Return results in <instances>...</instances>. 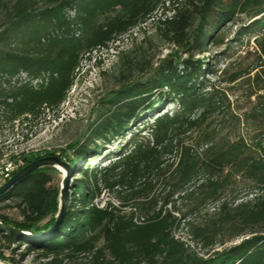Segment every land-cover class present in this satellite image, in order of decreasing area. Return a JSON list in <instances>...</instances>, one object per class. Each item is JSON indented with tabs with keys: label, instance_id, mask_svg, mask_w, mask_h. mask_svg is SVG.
Masks as SVG:
<instances>
[{
	"label": "trees",
	"instance_id": "1",
	"mask_svg": "<svg viewBox=\"0 0 264 264\" xmlns=\"http://www.w3.org/2000/svg\"><path fill=\"white\" fill-rule=\"evenodd\" d=\"M164 2L0 0V120L24 122L57 110L82 60L146 22ZM169 12L158 19L157 35L186 56L168 53L153 67L141 46L119 52L123 87L91 139L123 142L105 153L70 145L73 157L64 159L81 177L72 178L58 227L41 236L0 232L5 241L24 242L27 251L55 261L89 254V264H264V112L258 134L230 139L224 128L238 115L207 78L219 71L193 58L209 44L221 46L220 29L243 14L250 20L243 32L254 34L257 54L249 78L264 83V0H169L163 14ZM35 79L41 82L33 85ZM239 79L243 74L234 73L225 81ZM263 86L254 90L257 97ZM10 159L19 169L33 161L25 153ZM48 168L0 195V202L15 199L22 215L12 221L0 214V222L35 233L54 225L61 196ZM241 187L250 197L239 199ZM103 190L110 197L100 208L94 200ZM181 227L206 251L239 241L203 258L176 237Z\"/></svg>",
	"mask_w": 264,
	"mask_h": 264
},
{
	"label": "rangeland",
	"instance_id": "2",
	"mask_svg": "<svg viewBox=\"0 0 264 264\" xmlns=\"http://www.w3.org/2000/svg\"><path fill=\"white\" fill-rule=\"evenodd\" d=\"M168 1L165 0L164 6H161L146 22L133 28L107 48L93 51L88 58L82 60L76 72L74 85L69 90L65 102L57 110H45L39 118L24 122L15 121L9 124L3 119L0 120V149L3 153L0 161V185L11 177L12 172L23 168L19 169L20 162L10 159L12 155L17 157L20 153H25L28 159L33 161L41 157L56 156L60 161L69 165L64 157L67 155L73 157L70 147L73 143L87 144L88 148L97 147L100 150H105L103 152L105 153L108 150L116 149L118 142H123L124 138L112 139L109 142L91 139L93 127L105 117L110 116L109 111L113 107V102L123 87L119 77V52L141 46L145 51V57L152 60L153 67L158 59L168 53H176L177 57L186 56L178 46L164 41L157 35L158 19H163L165 15L171 14L170 12L163 14ZM249 22L248 17L243 14L236 16L232 22L220 29L219 36L223 39L221 46L209 44L207 53H195L193 57L206 60L211 63L212 68L219 71L218 77L208 76L207 78L217 88L224 91L231 109L238 115V120L226 123L224 128V133L230 139L238 136L249 139L258 134L260 114L264 112V96L257 97V94L254 93L257 86H263L264 83L259 79L258 81L250 79L254 71L250 73L249 71L257 62V54L253 44L254 34L243 32ZM234 73L243 74V79L233 83L225 81ZM132 76L137 77V71ZM21 77L26 78L23 75ZM40 82V79H35L32 84L37 85ZM263 91L258 93L261 94ZM164 109L172 110L173 106L169 105ZM133 129L134 127L130 125L127 132ZM127 136L126 134L125 137ZM107 162L108 160L105 158L101 164L105 165ZM48 166H50L47 172L51 176V185L57 187L59 191L64 181L67 180L69 200L72 178L81 176L71 169L70 165L68 169L60 164ZM238 195L239 199H245L250 197L251 193L241 187L238 189ZM109 197L110 195L103 190L97 201L100 204ZM0 214L12 221L22 220L20 208L15 199L1 201ZM43 223L44 221H41L39 225ZM175 235L184 240L187 239L192 245L191 247L203 258H206L214 250H221L239 241V239H235L206 251L189 240L186 230L182 227ZM101 245L102 241L98 243V246ZM0 254L4 257V259H0L2 264H89L90 259L89 254L70 257L60 255L55 261L54 256H43L37 251H27L24 242L9 243L2 238L1 234Z\"/></svg>",
	"mask_w": 264,
	"mask_h": 264
},
{
	"label": "water",
	"instance_id": "3",
	"mask_svg": "<svg viewBox=\"0 0 264 264\" xmlns=\"http://www.w3.org/2000/svg\"><path fill=\"white\" fill-rule=\"evenodd\" d=\"M54 164H60L62 166H65V168H69V165L65 164L64 162L60 161L58 157L56 156H46L38 158L32 162H30L28 165L23 167L21 170L16 172L13 176H11L7 181H5L2 185H0V195L6 192L9 188H11L13 185L18 183L22 178L29 175L31 172L36 170L39 167L42 166H48V165H54ZM60 196H61V203H60V209L59 213L57 215V219L54 223V225L48 230L43 232H29V231H23L21 229H16L12 226H8L0 222V232L3 234H9L16 237L19 236H41L44 235L47 232H50L54 229H56L63 217L64 211L66 209V206L68 204V196H67V180L64 181V184L62 188H60ZM2 264V263H0Z\"/></svg>",
	"mask_w": 264,
	"mask_h": 264
},
{
	"label": "built area",
	"instance_id": "4",
	"mask_svg": "<svg viewBox=\"0 0 264 264\" xmlns=\"http://www.w3.org/2000/svg\"><path fill=\"white\" fill-rule=\"evenodd\" d=\"M94 204L96 205V206H98V207H100V208H102V207H104V201L102 202V203H98V201H97V198L94 200ZM176 237H178V236H176ZM182 239V238H181ZM182 240H184V239H182ZM184 241H186L189 245H190V243H189V241L186 239V240H184ZM190 246H192V245H190ZM193 248V247H192Z\"/></svg>",
	"mask_w": 264,
	"mask_h": 264
}]
</instances>
